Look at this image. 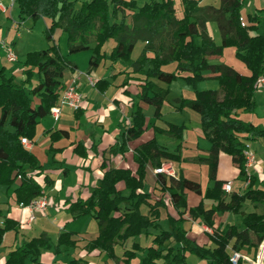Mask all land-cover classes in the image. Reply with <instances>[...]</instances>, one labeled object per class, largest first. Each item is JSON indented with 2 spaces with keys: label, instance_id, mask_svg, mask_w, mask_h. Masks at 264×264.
I'll list each match as a JSON object with an SVG mask.
<instances>
[{
  "label": "trees",
  "instance_id": "trees-1",
  "mask_svg": "<svg viewBox=\"0 0 264 264\" xmlns=\"http://www.w3.org/2000/svg\"><path fill=\"white\" fill-rule=\"evenodd\" d=\"M200 1L180 0L182 15L179 17L173 0H145L143 3L136 0H81L78 5L75 0H14L20 20L27 17L33 21L40 17L49 20L45 31L49 45L24 55L20 61L22 78L6 75L5 67L0 68V186L10 188L18 180L13 189L18 206H27L42 195V185L35 178L40 175L42 166L21 139L33 141L36 125L58 105L67 86L63 82L65 70L77 68L59 52L53 42V31L59 28L66 34L67 54L91 52L85 74L105 61L120 62L130 69L120 86L127 85L129 79L137 80V93L131 98L133 110L129 124L121 133V144L117 149L110 146L103 152L101 168L104 172L89 196L77 198L68 205V211L74 217L90 216L96 221L97 234L85 244L87 252L98 250L125 264H186V253L198 256L206 264H231L233 251L245 250L254 257L264 241V213L241 211L245 201L264 206V188L253 187L256 178L247 173L243 154L245 140L264 141V128L246 122L236 114L237 110L251 112L256 107L255 82L264 75V33L250 35L258 24L256 16L248 15V23H241L242 0H220L218 7L200 6ZM208 21L217 25L221 35L219 45L206 31ZM109 41H113V45L107 52L104 46ZM137 42L144 46L140 55L132 59ZM225 47H234L235 56L245 64L249 75H242L222 63L209 62V57L221 55ZM170 63L176 64L172 71L162 69ZM178 78L194 91L193 98L178 100L179 109L188 108L200 117L201 133L210 147L207 157L199 158V161L207 165L208 179L213 184L202 192L198 182L181 174L156 173V182L160 190L168 194L178 218L168 216L169 229L154 235L149 246L144 248L133 242L118 258L114 251L117 243L147 234L149 227H158V209L165 203L162 198L152 200L150 194L143 191L146 168L149 164L159 168L164 162L180 161V143L175 150L160 146L155 138L139 145L133 153L137 164L134 174L129 169L107 168L106 153L124 152L127 142L143 133L146 116L140 103L152 107L153 117L160 118L169 89L160 87L153 80L168 85ZM33 79L35 83H32ZM208 79L216 80L219 89L198 90L197 84ZM108 85V80L100 79L93 86L102 90ZM166 127L165 130H154L182 139L184 124L167 123ZM68 133L57 130L50 137H68ZM78 147L83 146L79 144ZM220 153L230 156L238 168V179L247 182L242 193L223 190L222 185L226 182L216 177ZM43 180L45 183L51 181L47 176ZM119 182L123 183L125 193L117 189ZM185 191L202 196V200L189 208ZM203 199L211 201L210 208H204ZM142 205L148 206V214L140 211ZM224 212L239 214L240 221L223 229L214 228V215ZM185 213L211 230L205 233L213 247L201 246L187 237V232L179 225L184 221ZM15 225L9 218L3 220L0 244L4 233L13 230ZM73 234L60 233L55 244L45 234L32 237L10 250L3 264H37L42 250L54 249L58 254L60 247L74 248ZM138 251L144 255L133 263ZM68 264L86 262L72 258ZM238 264H242L241 259Z\"/></svg>",
  "mask_w": 264,
  "mask_h": 264
},
{
  "label": "crops",
  "instance_id": "crops-1",
  "mask_svg": "<svg viewBox=\"0 0 264 264\" xmlns=\"http://www.w3.org/2000/svg\"><path fill=\"white\" fill-rule=\"evenodd\" d=\"M138 1V0H136ZM145 0H142L143 3ZM255 3V11L251 14H243L240 9V20L242 24H247V16H256L258 18V24L256 30L251 31L250 35L261 34L259 26L264 22V1L253 0ZM206 0L199 2L200 6H214L218 7L220 0H212L206 3ZM245 0H242V6ZM3 3H9V0H3ZM138 3V2H137ZM174 3V1H173ZM80 4V3H79ZM177 5L180 11H176L177 16L182 15V6L180 0L177 1ZM176 8V7H175ZM15 6L8 9L6 12H12ZM10 19V18H9ZM211 21L206 23V31L216 44L221 43V35L215 25L210 24ZM0 41L4 42L12 50L15 41L9 43L7 37L2 38L0 32ZM196 41H199L197 38ZM144 46V43L141 44ZM5 52V48L0 43V54ZM211 56L209 58H212ZM69 59V58H68ZM6 61L10 62L6 57ZM75 63L74 61H71ZM106 67H108L107 73L100 77L102 74L96 72L93 74L90 72L87 74H81L77 68L69 72L66 78L65 72L63 76V82L68 84L73 78H77L79 89L84 95L82 106L79 110H74L69 106L59 107L58 117L55 118L49 113L46 117L40 119L35 128V136L33 141H29L27 147L38 159L39 164L42 166L40 175L36 176V180L42 185V195L48 199L47 208L44 211H32L27 206H18L14 199L13 189L18 184V180L10 188L0 186V227L3 226V220L9 218L16 225L13 230H9L4 233L2 242L0 244V264H3L6 260L7 253L14 249L16 246L21 245L32 237H38L41 234H45L51 242H55L57 237L62 232H73L71 239L75 240L76 245L74 248L60 247V254L66 253L68 262L72 259H81L86 264H97L96 260H100L101 264H121L120 259L116 260L108 257L104 252L93 250L87 252L84 248L85 244L93 239L97 234L96 221L90 216L74 217L68 211V205L70 202L77 198L86 199L92 188L101 179L104 169L101 168L103 162V152L107 151L110 146H115L117 149L122 142L121 133L124 128L129 124V117L132 109V97L137 93V80L129 79L127 85L120 86L122 80L125 78V73L130 69L127 67H120L116 69L109 61H105ZM102 63L101 65H103ZM5 67V66H4ZM165 71H170L166 66L162 67ZM87 70V67L86 69ZM172 71V70H171ZM77 72L81 75H86L87 78H95V82L100 79L109 81V85L102 90L97 89L95 86L90 85L86 77L77 76ZM117 72H120L117 74ZM17 78H22L23 74L13 73ZM133 77H141L139 75H131ZM264 77V75H262ZM157 85L162 88H168L169 94L165 99L163 106L161 107L160 118L153 117V108L145 104L140 103L143 108V112L146 116V127L139 138L128 141L125 145V151L122 153H106V166L129 169L133 174L136 171L137 164L134 161V150L142 143L155 138L156 142L168 150H175L180 143V161H167L174 171V176L181 174L185 178L198 182L201 186L202 192L208 187L212 186V181L208 179V167L205 163L200 162L199 158H206L208 155V149L210 147L208 141L204 138L200 129V117L199 115L188 109H179L178 100L180 98L191 99L194 97L193 88L187 85L182 79L178 78V84L173 86V82L170 84H164L157 80H153ZM211 82H216L214 79H210ZM207 81L199 82L197 84L198 90H208L209 88H202V84ZM32 83H35L33 79ZM218 85V84H217ZM185 86L190 89H184ZM201 88V89H200ZM257 88V87H256ZM260 95H264V87H258ZM211 89V88H210ZM214 87L211 90H218ZM124 90L127 92L125 93ZM254 100L256 102L255 96ZM257 103V102H256ZM256 113V112H255ZM179 114L180 119L178 123H174L166 119V116ZM236 114L241 119L242 110H237ZM246 121L245 119H243ZM252 123L259 128H264V121L254 123L253 121H246ZM167 123L184 124L182 139L177 140L166 134L155 131L154 128L165 130ZM57 130H67L68 137L63 136L56 139H51L50 134ZM197 130L200 133L196 132ZM194 134L201 140V143L196 142L193 148H190V142ZM260 139H248L245 143L248 145L250 151L255 152V157L258 161H254L247 167V173L253 175L256 178V183L253 187L264 188V161H262L256 153L257 142ZM82 145L83 149L78 147ZM189 144V145H187ZM93 145H96L92 148ZM264 145V143H262ZM169 146V147H168ZM76 148V149H75ZM262 149V147L260 148ZM83 150V151H82ZM151 164L147 165L145 175V185L143 191L150 194L152 200L163 199L165 206L160 207L159 218L156 223L158 227H149L147 234L141 235V241L139 245L145 247L150 245L151 239L154 235L158 234L161 230L169 229V222L167 217L170 216L174 219L178 218V214L172 206L169 196L160 190L159 184L156 182V175ZM200 171L206 174L207 182L203 185L198 180ZM238 168L232 162L230 156L225 153H220L217 164L216 177L223 182H230V191L226 193H242L246 187L247 182H244L237 177ZM47 176L51 181L45 183L43 177ZM211 184V185H208ZM13 188L12 190H10ZM117 189L125 193L124 185L122 182L117 184ZM187 206L194 207L202 200V196L195 194L191 191H185ZM53 202L55 204H53ZM211 201L203 199V206L205 209L210 208ZM53 205V206H52ZM148 206L142 205L140 211L143 214H148ZM241 211L248 213L256 211L258 213H264V206H255L249 201H245L241 207ZM33 215V220L30 221V216ZM118 214L116 213L115 216ZM241 216L239 214H233L229 212L216 213L213 217V227L223 229L224 227L237 224L240 221ZM184 221L179 223L187 233V237L195 241L197 244L206 247H213V244L209 241L206 235V226L199 220H192L188 213L183 215ZM89 226V229H88ZM163 229L164 227H166ZM126 240L124 243H117L114 247L115 254L118 258L121 257L122 252L129 248ZM264 242V241H262ZM53 243V244H55ZM144 247V248H145ZM41 252L42 262L37 264H61L51 252ZM243 255L242 264L246 261L248 264H253L256 256L261 253L260 249L257 250L256 255L253 257L251 253H247L245 250L240 251ZM58 253V254H59ZM57 254V255H58ZM60 256V255H58ZM40 258V259H41ZM98 260V261H99ZM61 262L64 261L61 260ZM205 261L202 260L201 264Z\"/></svg>",
  "mask_w": 264,
  "mask_h": 264
},
{
  "label": "rangeland",
  "instance_id": "rangeland-1",
  "mask_svg": "<svg viewBox=\"0 0 264 264\" xmlns=\"http://www.w3.org/2000/svg\"><path fill=\"white\" fill-rule=\"evenodd\" d=\"M76 1V5H78L81 0H75ZM142 0H138V3H141ZM174 1V6L176 7V11L178 13L179 8L177 5V1L178 0H173ZM206 3L211 2L212 0H206ZM264 1V0H261ZM182 10V9H181ZM253 11H255V3L253 0H245L243 7L241 8V12L243 14H251ZM10 18V19H9ZM49 23L48 19L45 18H38L36 19V21H33L31 18H25L24 20H20L17 14L16 10H13L12 12L8 13H0V32L2 33V38L5 39V37H7V41L9 43L15 41L14 47L11 50V54L13 56L16 57L15 60H12L10 62L6 61V57H7V52H3L0 54V68L2 66H5V73L6 75H10L13 73H18L19 75L22 74V70L23 67L20 63V61L24 58V55L27 52H31V51H37V50H42L45 49L49 43L47 42L46 39V35H45V31L47 29V25ZM211 25H215V27L217 28V25L215 22H210ZM260 31H264V22H262L259 26ZM218 30V28H217ZM264 33V32H261ZM53 42L57 45L59 52L64 55L67 56L69 58L70 61H74L79 68V72L81 74L85 73V69L88 65V60L89 57L91 55V52L89 50L86 51H81V52H77V53H72V54H67V43H66V34L59 28H56L53 31ZM113 41H109L108 43L105 44L104 49L108 52L110 50V47L113 45L112 44ZM142 42H137L131 57L132 59H136L141 51H142V46H141ZM67 58V59H68ZM209 62L211 63H222L225 65H228L230 67H232L233 69H235L237 72H239L242 75H249V70L247 69V67L245 66V64L239 60L236 56H235V49L234 47H225L222 50L221 55L219 56H214L212 58H209ZM106 63H104L103 65H100L96 70L91 71L93 74H95L96 72H100L102 75L100 77H102L104 74L107 73L108 67L105 66ZM115 65V66H114ZM113 66L118 70L120 69V67L122 68L125 67L124 64L117 62L114 63ZM176 64L175 63H170L169 65H166L167 69L173 70L175 68ZM169 71V70H168ZM70 70L66 69L65 70V75L67 79L68 75H69ZM79 72H77V76H85L86 75H81ZM75 79V78H73ZM77 78L75 79V85H76V90L78 92H80L83 96V99L85 98L82 91L79 89L78 86V82H77ZM87 82L90 84V82L88 80H91L92 82H95V78H87L86 77ZM208 80H204L207 81L205 84H202V88H218V85L215 82H211ZM72 81V80H71ZM70 81V82H71ZM202 81V82H204ZM69 82V83H70ZM68 83V84H69ZM173 86L178 84V81L175 80L173 82ZM91 85V84H90ZM177 87V85L175 86ZM188 86H185V90L189 89L187 88ZM201 89V88H200ZM190 91V89H189ZM260 91V88H256L254 96L256 99V107L253 111L251 112H245L242 111V117L241 119H245L246 121H253L254 123H259L260 121H264V95H260V93H256ZM36 103V102H35ZM256 112V113H255ZM166 119H168L171 122L174 123H178L179 119H180V115L179 114H175V115H170V116H166ZM261 123V122H260ZM196 132L200 133L199 130H197ZM201 143V140L198 139V137L194 134V136L192 137L190 142V148H193V145H196V142ZM257 142V146L258 148H256V153L257 156L264 161V145H262V143H264V141L259 140V141H255ZM189 145V144H187ZM169 147V146H168ZM262 147V149H260ZM169 149V148H168ZM253 155H254V161H258L257 157H255V152L253 151ZM253 161V162H254ZM166 164V162H164ZM262 167H264V164H262ZM200 176H198V180L199 182H201L203 185L206 184L207 182V177L206 174H203L202 171H200ZM164 175H168L166 173H163ZM211 185V184H208ZM13 188H11L10 190H12ZM53 204H55L53 202ZM53 206V205H52ZM167 228L164 227L163 229ZM89 229V226H88ZM210 230V229H209ZM211 232V230H210ZM141 241V236L139 237H135V238H129L127 241L128 246H131V244L133 242H137L140 243ZM52 243H55L54 241ZM264 243V242H262ZM262 243L259 245L258 250L260 249V246L262 245ZM147 245V244H146ZM145 245V246H146ZM144 246V247H145ZM51 252L52 256L55 257L57 259V261H59V263L63 264L62 261H64V264H68V262H65L64 259H68L67 258V254L66 253H62V254H58L60 256H58L57 254L54 253V249H50V250H45L44 252ZM144 255L143 252L138 251L136 253V258L133 259V263L138 261L140 257H142ZM41 256L39 257V261L42 262V258ZM99 260V259H98ZM96 260L97 264H101V261ZM205 261V260H204ZM202 259L199 258L198 256L191 254V253H186L185 256V263L186 264H201ZM121 264H125L123 261ZM206 264V261L205 263ZM244 264H248V262L246 261Z\"/></svg>",
  "mask_w": 264,
  "mask_h": 264
},
{
  "label": "built area",
  "instance_id": "built-area-1",
  "mask_svg": "<svg viewBox=\"0 0 264 264\" xmlns=\"http://www.w3.org/2000/svg\"><path fill=\"white\" fill-rule=\"evenodd\" d=\"M14 5V0H9L8 5L3 3V0H0V12H6L8 9H11ZM0 43L5 48V51L7 52V58L8 60L12 61L15 60L16 57L11 54V48L7 46L4 42ZM91 85H94V82L91 80H88ZM75 79H72V81L67 84L66 88L63 90V92L60 95L58 105L51 108V115L55 118L58 117L59 114V107L61 106H69L70 108L76 110L79 109L82 106L83 103V96L80 92L76 90L75 85ZM255 86L258 87H264V77H260L256 80ZM21 143L24 146H29V141L25 138L21 139ZM244 157L246 159V165L247 167L250 166L254 161V155L253 152L249 150L248 145L246 144V149L243 151ZM155 174L156 173H166L170 176H174V171L171 168L169 164L163 163L159 168L154 169ZM223 190L226 192L230 191V182H226L222 185ZM48 205V199L46 196L41 195L35 199H33L27 207L32 211H44L47 208ZM22 206V205H20ZM33 215L30 216V221L33 220ZM206 231L210 232L209 228H205ZM243 258V255L241 252L233 251L230 256V262L231 264H238L239 260ZM253 264H264V254L259 253L256 256L255 261Z\"/></svg>",
  "mask_w": 264,
  "mask_h": 264
},
{
  "label": "bare ground",
  "instance_id": "bare-ground-1",
  "mask_svg": "<svg viewBox=\"0 0 264 264\" xmlns=\"http://www.w3.org/2000/svg\"><path fill=\"white\" fill-rule=\"evenodd\" d=\"M260 252L264 254V243H262V245L260 246Z\"/></svg>",
  "mask_w": 264,
  "mask_h": 264
}]
</instances>
